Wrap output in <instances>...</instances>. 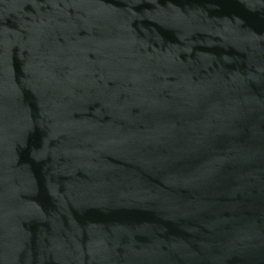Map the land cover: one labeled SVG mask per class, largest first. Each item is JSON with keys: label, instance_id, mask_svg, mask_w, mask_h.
Returning a JSON list of instances; mask_svg holds the SVG:
<instances>
[{"label": "water", "instance_id": "water-1", "mask_svg": "<svg viewBox=\"0 0 264 264\" xmlns=\"http://www.w3.org/2000/svg\"><path fill=\"white\" fill-rule=\"evenodd\" d=\"M0 264H264V0H0Z\"/></svg>", "mask_w": 264, "mask_h": 264}]
</instances>
